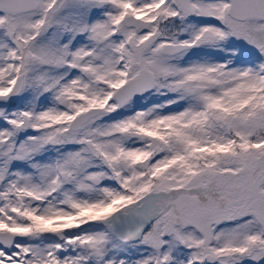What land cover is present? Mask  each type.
I'll return each mask as SVG.
<instances>
[{"label": "snow or ice", "instance_id": "snow-or-ice-1", "mask_svg": "<svg viewBox=\"0 0 264 264\" xmlns=\"http://www.w3.org/2000/svg\"><path fill=\"white\" fill-rule=\"evenodd\" d=\"M0 264H264V0H0Z\"/></svg>", "mask_w": 264, "mask_h": 264}]
</instances>
